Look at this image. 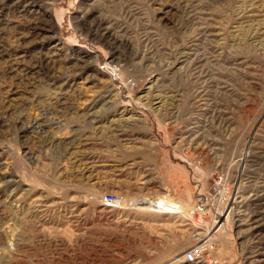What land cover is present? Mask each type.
Masks as SVG:
<instances>
[{"label": "rangeland", "instance_id": "1", "mask_svg": "<svg viewBox=\"0 0 264 264\" xmlns=\"http://www.w3.org/2000/svg\"><path fill=\"white\" fill-rule=\"evenodd\" d=\"M219 173L264 264V0H0V264H184Z\"/></svg>", "mask_w": 264, "mask_h": 264}, {"label": "built area", "instance_id": "2", "mask_svg": "<svg viewBox=\"0 0 264 264\" xmlns=\"http://www.w3.org/2000/svg\"><path fill=\"white\" fill-rule=\"evenodd\" d=\"M209 191L203 192L202 183L195 185V203L188 211V219L200 230L197 232L194 245L183 254L184 264H211V255L219 241V233L224 229L226 213L230 203V187L224 173L213 176ZM101 203L110 209H120L124 200L121 196L107 193L101 196ZM182 205L168 203L169 213L183 214Z\"/></svg>", "mask_w": 264, "mask_h": 264}, {"label": "bare ground", "instance_id": "3", "mask_svg": "<svg viewBox=\"0 0 264 264\" xmlns=\"http://www.w3.org/2000/svg\"><path fill=\"white\" fill-rule=\"evenodd\" d=\"M147 204H148V208L149 209H156V210H162V211H164V212H169V211H171V210H169L170 208H168V203L169 204H172V203H170V202H167V201H163V200H159V201H155V202H153V203H148V202H146ZM102 206L105 208L106 207V205H104V204H102ZM182 261H183V259H182ZM183 263H184V261H183Z\"/></svg>", "mask_w": 264, "mask_h": 264}, {"label": "crops", "instance_id": "4", "mask_svg": "<svg viewBox=\"0 0 264 264\" xmlns=\"http://www.w3.org/2000/svg\"><path fill=\"white\" fill-rule=\"evenodd\" d=\"M176 184H177V185L179 184V181H178V180L176 181ZM182 184H183V183H182ZM187 195H188V193L186 194V196H187ZM192 195H193V193H192ZM187 197H188V196H187ZM189 199H190V198H189ZM189 199H188V200H189ZM137 201H138L139 203H140V202H142V203L144 202V203H145V201H147V200H145V199H141V200H137ZM184 202L187 203V204L189 205V202H187L186 200H184Z\"/></svg>", "mask_w": 264, "mask_h": 264}]
</instances>
